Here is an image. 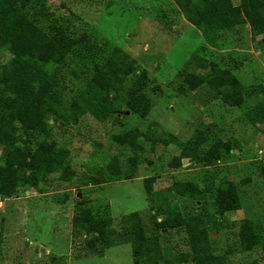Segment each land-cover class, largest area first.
Returning a JSON list of instances; mask_svg holds the SVG:
<instances>
[{
  "label": "rangeland",
  "instance_id": "obj_1",
  "mask_svg": "<svg viewBox=\"0 0 264 264\" xmlns=\"http://www.w3.org/2000/svg\"><path fill=\"white\" fill-rule=\"evenodd\" d=\"M23 13L34 28L56 25L73 38L85 35L73 52L49 68L55 82L52 87L63 102L60 110L68 109L94 69L115 49L128 55L132 71L123 77L117 98H111L114 92L105 94L111 98L110 107L103 108V112L109 109L105 118L87 112L73 124L59 122L52 128L50 139L69 153V181H60L53 174L40 183V191L16 192L0 202V264H132L129 242L138 225L146 235L158 237L165 255L186 252L184 229L163 222L164 214L156 207L167 203L183 216L196 212L199 202L192 198L198 194L185 193L189 183L198 192L205 190L202 201L210 211L212 188L234 184L240 209L218 216L224 228L209 230L212 247L215 252L227 247L233 250L227 264H264L259 245L241 252L236 238L237 222L246 218L260 241L264 239V136L261 126L249 123L243 115L254 103H264L260 37L252 39L246 24L234 26L217 31V47L212 48L184 20L172 0H32ZM194 54L230 70L247 94L240 107L212 99L206 86L194 91L179 89L186 70L205 73L188 62ZM15 56L14 48L0 46V72ZM141 71L149 80L144 92L152 100L145 118L131 114L123 103L125 90ZM49 88L45 86L42 93ZM250 93L252 97H248ZM48 121L52 122V116ZM133 128L154 136L150 142L139 139L143 149L134 168L126 161L132 152L111 139ZM195 130L208 134L203 149L217 136L230 142L229 153L210 169L193 166L188 159L177 169L169 168L178 145ZM170 134L176 142L168 140ZM112 156L118 158L124 179L99 185L82 183L85 175L96 174ZM149 177H153V197H147L144 190L143 180ZM165 196L167 202H158ZM83 198L81 208L89 207L94 214L105 211L109 219L103 246L88 249L90 236L72 226L76 201ZM130 213L136 219L122 223V217Z\"/></svg>",
  "mask_w": 264,
  "mask_h": 264
},
{
  "label": "trees",
  "instance_id": "obj_2",
  "mask_svg": "<svg viewBox=\"0 0 264 264\" xmlns=\"http://www.w3.org/2000/svg\"><path fill=\"white\" fill-rule=\"evenodd\" d=\"M31 1L0 0V46L9 45L16 54L0 72V202L16 192L29 189L40 191V183L53 174L60 181H69L72 177L67 166L69 153L65 147L57 146L50 139L52 128L59 122L73 124L78 116L87 112L105 118L109 109L105 110V114L103 108H109L111 98L118 97L123 77L132 71V61L128 55L115 49L102 66L94 69L85 89L68 109L60 110L63 102L60 92L55 86L52 87L55 82L52 83L54 79L49 68L52 63L63 60L73 52L75 45L85 40V35L73 38L56 25L47 29L34 28L23 13ZM172 2L182 11L184 20L195 26L202 39L212 48L217 47V31L246 24L252 39L260 37L257 43L264 50V0H238L237 4H233L232 0ZM188 62L205 73L183 72L180 90L194 91L206 86L210 97L220 100L223 105L240 107L244 103L246 91L228 68L195 54ZM148 81L146 73L141 71L125 90L124 106L139 118H145L152 106V100L144 92ZM47 85H50L48 92L42 93ZM112 92L111 98L105 95ZM248 97H252L251 93ZM243 115L249 123L260 125L264 136V103H254ZM48 116H52V122L48 121ZM167 137L171 142H176L171 134ZM140 138L143 142H150L154 136L150 132L141 133L137 128L111 136L113 143L125 146L132 152L126 160L132 168L138 164L139 153L143 149ZM207 140L206 131L195 130L184 144L178 145V154L171 158L167 166L177 169L183 159H188L193 166L210 169L222 159L224 153H229L231 144L215 136L213 142L203 149ZM124 178L118 158L112 156L96 174L85 175L82 183L99 185ZM152 182L153 177L143 180L147 197H153ZM212 190L214 194L209 201L211 211L202 201L205 190L198 192L193 183L185 184V193L198 194L192 198L199 202L196 212L183 216L177 207L171 208L167 203L156 207L164 214L163 222L170 221L172 227L184 229L186 252L173 257L165 255L158 237L146 235L143 226L138 225L134 227L133 239L129 242L132 264H227L233 250L227 247L215 252L208 236L209 230L220 232L224 227L218 216L239 210L240 202L232 183ZM159 201L167 202V197L159 198ZM76 202L78 210L72 217V226L90 236L88 249L95 248L97 244L103 246L106 244L104 239L109 221L105 211L94 214L89 207L81 208L80 205L85 204L84 198ZM133 219H136V214L130 213L122 217L121 222L129 224ZM122 223L121 226L125 228ZM236 238L241 252H249L259 245L264 260V239L260 241L248 219L237 222Z\"/></svg>",
  "mask_w": 264,
  "mask_h": 264
},
{
  "label": "water",
  "instance_id": "obj_3",
  "mask_svg": "<svg viewBox=\"0 0 264 264\" xmlns=\"http://www.w3.org/2000/svg\"><path fill=\"white\" fill-rule=\"evenodd\" d=\"M20 195H22V194H20Z\"/></svg>",
  "mask_w": 264,
  "mask_h": 264
}]
</instances>
